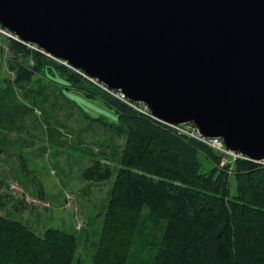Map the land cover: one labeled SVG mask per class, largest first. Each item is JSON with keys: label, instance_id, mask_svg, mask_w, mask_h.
Wrapping results in <instances>:
<instances>
[{"label": "trees", "instance_id": "trees-1", "mask_svg": "<svg viewBox=\"0 0 264 264\" xmlns=\"http://www.w3.org/2000/svg\"><path fill=\"white\" fill-rule=\"evenodd\" d=\"M8 38L13 75L0 81V143L7 145V131L28 111L51 137L65 127L45 103L51 98L54 107L66 98L124 142L92 151L96 157L82 171L85 179L100 181L116 170L90 263L78 255L76 232L51 226L38 234L0 214V264H264V165L237 159L229 170L222 154L202 140L137 109L67 60ZM74 89L98 95L118 119L90 115L67 96Z\"/></svg>", "mask_w": 264, "mask_h": 264}, {"label": "water", "instance_id": "water-1", "mask_svg": "<svg viewBox=\"0 0 264 264\" xmlns=\"http://www.w3.org/2000/svg\"><path fill=\"white\" fill-rule=\"evenodd\" d=\"M10 36L264 158V0H0Z\"/></svg>", "mask_w": 264, "mask_h": 264}, {"label": "rangeland", "instance_id": "rangeland-1", "mask_svg": "<svg viewBox=\"0 0 264 264\" xmlns=\"http://www.w3.org/2000/svg\"><path fill=\"white\" fill-rule=\"evenodd\" d=\"M8 36L0 31V81L3 84L13 75L8 65L11 55ZM19 91L24 92L23 88ZM67 96L75 98L92 116L110 120L119 117L98 95L92 97L83 89H74ZM45 103L66 126L51 137L28 111L19 127L7 131V145L0 143V199L3 201H0V214L26 222L38 234L51 226L76 232L78 255L90 263L116 170L112 178L100 181L85 179L82 171L95 159L92 151L96 153L104 147L110 151L115 144L123 143L124 138L112 136L98 119L91 122L79 106L66 98H61V103L55 107L52 98ZM36 112L40 117L41 110L36 108ZM203 160L209 168L211 162ZM235 191L236 182L231 177V192Z\"/></svg>", "mask_w": 264, "mask_h": 264}, {"label": "built area", "instance_id": "built-area-1", "mask_svg": "<svg viewBox=\"0 0 264 264\" xmlns=\"http://www.w3.org/2000/svg\"><path fill=\"white\" fill-rule=\"evenodd\" d=\"M0 31L5 33V34H8V35L11 34V31L8 28L4 27L1 23H0ZM27 44L34 47L35 49L42 50L41 47L38 46L37 44H34V43H27ZM47 54H49V53H47ZM58 59L66 62L64 59H61V58H58ZM83 73L86 76H88L89 78L97 81L96 78L90 77L85 72H83ZM97 82L99 84H101L110 93L122 98L123 100H125L128 103L135 106L137 109L151 114L149 107L144 102L131 100L129 97H127V95L122 90H120V89L116 90V89L110 88L108 85H106L102 82H99V81H97ZM166 123H168L169 125L174 127L177 130V132L198 138V139L202 140L203 142H205L206 144L213 147L214 149H216L217 151H219L222 154L221 165L229 164V170H232L233 164L237 159L246 160V161L250 160L245 154L242 153V151L235 150L233 148L228 147L222 136L204 135L195 123H177V124L176 123H170V122H166ZM254 162L258 163L259 165H261V164L264 165V158L261 159L260 161L254 160Z\"/></svg>", "mask_w": 264, "mask_h": 264}]
</instances>
